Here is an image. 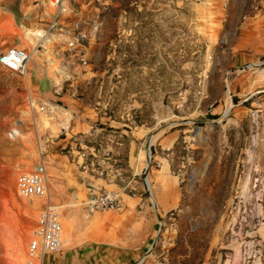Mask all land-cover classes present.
<instances>
[{
	"label": "rangeland",
	"instance_id": "rangeland-1",
	"mask_svg": "<svg viewBox=\"0 0 264 264\" xmlns=\"http://www.w3.org/2000/svg\"><path fill=\"white\" fill-rule=\"evenodd\" d=\"M108 8L87 36L80 26L57 29L64 23L24 36L35 44L27 74L0 65V264H28L44 200L20 195L16 181L43 160L49 199L71 225L81 167L67 150L79 133L107 170L116 156L144 157L152 140L153 154H171L184 172L187 210L181 220L168 215L143 264H264V0H109ZM10 23L1 30L0 20V54L14 43L3 42L16 34ZM94 111L112 124L95 136L76 127L106 126ZM143 124L154 129L137 137ZM158 132L177 133L173 147ZM120 134L127 145L116 149Z\"/></svg>",
	"mask_w": 264,
	"mask_h": 264
},
{
	"label": "crops",
	"instance_id": "crops-1",
	"mask_svg": "<svg viewBox=\"0 0 264 264\" xmlns=\"http://www.w3.org/2000/svg\"><path fill=\"white\" fill-rule=\"evenodd\" d=\"M62 1L61 7L71 14V17L68 19L61 14L58 25L64 23V26L57 27V29L61 28L63 30L67 27L71 28L72 31L75 27L80 26L83 35L87 36L91 23L93 26L99 27L102 22L110 17L109 0ZM56 11L57 7L52 4L51 0H0V20L3 25L1 30H6L4 22H11L10 24L14 25L16 31L12 39L7 35L3 42L13 41V46L32 50L35 44H29L24 36L35 38L50 32L51 22ZM2 33H5V31H2ZM37 33H40L41 36H37L40 35ZM101 34L102 32H99V37ZM40 41L42 39L37 40L36 43ZM45 42L46 38L43 39V43ZM82 46L87 53L92 54L96 50V45L87 46L82 44ZM84 65L86 68L88 67L87 61ZM92 74H99L98 69L94 68ZM40 87L39 85L38 89L41 91ZM44 92L49 91L45 90ZM92 115L93 117L96 116V121L100 120L106 126L96 127L97 123L81 121L76 127L95 136L99 134V131H106L108 126H112L109 123L111 119L101 113L98 115V112L94 111ZM141 126L143 127L138 131L141 134H138L137 137L143 138L154 129V127L145 124ZM95 127L96 133L93 132ZM121 133L127 135V129L121 130ZM120 136L123 139L116 141V145H114L116 149H121L123 144L127 145L124 134H120ZM156 136L160 140L159 142L167 146L168 149L173 147L178 139V134L173 132L169 134L158 132ZM109 140L113 141L110 138ZM144 144L142 145L144 146ZM104 153L109 154L104 157L105 159H112L113 153ZM70 154L74 156L80 167L82 158L77 153ZM162 154L155 153V159L161 161V167L154 166L148 172L149 181L146 186L150 189L151 194L144 184L147 151L144 157L129 155L127 158L126 154L125 158L121 159L116 156L108 162L107 167L114 166V164L115 166L120 165L124 168V171L129 173V176H135L137 193L134 195L121 193V207L119 210L93 211L90 209V200L100 189L105 187L109 190L118 191L117 189L120 190L121 187L116 182L110 181V179L81 169L77 176L80 187L77 189L76 199L71 203L68 202V205H73L71 225L67 224L69 222L65 218H62V221L64 219L65 246L58 253L47 254L44 257L43 264H136L142 259L145 261L150 256L149 253L154 245L159 228L161 229L163 225H167V222L170 221L168 215L174 212L181 220L180 213L187 210V206L183 203V188L181 186L183 180L181 176L184 172H175L171 154ZM120 159L124 161V164L117 163ZM103 162L105 161L103 160ZM46 177L50 192L47 171ZM64 199L66 202L71 200L68 194L65 195ZM46 203H51L49 198L43 201L40 208ZM173 220L175 221L176 218Z\"/></svg>",
	"mask_w": 264,
	"mask_h": 264
},
{
	"label": "built area",
	"instance_id": "built-area-1",
	"mask_svg": "<svg viewBox=\"0 0 264 264\" xmlns=\"http://www.w3.org/2000/svg\"><path fill=\"white\" fill-rule=\"evenodd\" d=\"M57 7L53 15L52 27L58 24L60 15L63 11L62 0H53ZM51 27V28H52ZM80 41V38H78ZM38 47V46H36ZM35 48L27 50L26 48L13 46L0 54V65L4 68L21 75L27 74L29 63L33 57ZM89 136L86 133H79L73 136L68 145V153H77L82 158L80 167L83 171L92 172L100 177L110 179V181L121 182V192L109 190L105 187L90 200L89 206L93 211L119 210L121 207V193L136 194L135 176H129L124 168L117 165L112 166L111 170L103 167L99 158L101 149L96 146L88 145ZM153 142L147 150V162L144 170V181H149L148 172L152 167H161V161L155 159L152 150ZM109 155V154H107ZM46 164L41 162L33 171H25L18 175L16 185L20 195L29 199L47 200L49 198V187L46 177ZM147 191L151 194L150 189ZM154 204V202L152 201ZM174 212L170 213L173 216ZM65 246L64 227L62 213L58 205L46 203L39 209L36 227L33 230L32 238L29 243L28 264H43L44 257L47 254L58 253ZM144 260L136 264H142Z\"/></svg>",
	"mask_w": 264,
	"mask_h": 264
},
{
	"label": "trees",
	"instance_id": "trees-1",
	"mask_svg": "<svg viewBox=\"0 0 264 264\" xmlns=\"http://www.w3.org/2000/svg\"><path fill=\"white\" fill-rule=\"evenodd\" d=\"M44 80H45V81H48L49 78H44ZM41 90H42V91H45V90L48 91L49 89H44V86H43V87H41ZM235 99H237V98L235 97Z\"/></svg>",
	"mask_w": 264,
	"mask_h": 264
},
{
	"label": "water",
	"instance_id": "water-1",
	"mask_svg": "<svg viewBox=\"0 0 264 264\" xmlns=\"http://www.w3.org/2000/svg\"><path fill=\"white\" fill-rule=\"evenodd\" d=\"M45 139V137H42V140H44Z\"/></svg>",
	"mask_w": 264,
	"mask_h": 264
},
{
	"label": "bare ground",
	"instance_id": "bare-ground-1",
	"mask_svg": "<svg viewBox=\"0 0 264 264\" xmlns=\"http://www.w3.org/2000/svg\"><path fill=\"white\" fill-rule=\"evenodd\" d=\"M194 174H196V173H194Z\"/></svg>",
	"mask_w": 264,
	"mask_h": 264
}]
</instances>
